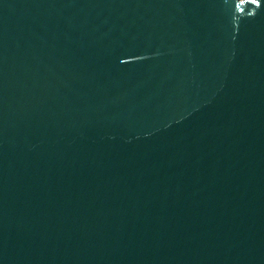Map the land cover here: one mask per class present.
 I'll use <instances>...</instances> for the list:
<instances>
[{"label": "water", "instance_id": "95a60500", "mask_svg": "<svg viewBox=\"0 0 264 264\" xmlns=\"http://www.w3.org/2000/svg\"><path fill=\"white\" fill-rule=\"evenodd\" d=\"M0 264H264V0H0Z\"/></svg>", "mask_w": 264, "mask_h": 264}]
</instances>
